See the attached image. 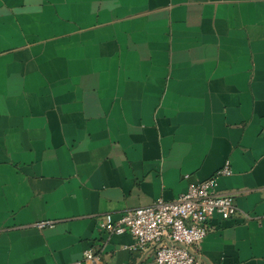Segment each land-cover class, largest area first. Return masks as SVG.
Wrapping results in <instances>:
<instances>
[{
	"label": "crops",
	"instance_id": "obj_1",
	"mask_svg": "<svg viewBox=\"0 0 264 264\" xmlns=\"http://www.w3.org/2000/svg\"><path fill=\"white\" fill-rule=\"evenodd\" d=\"M227 160L197 259L264 264V0H0V264H155L100 216Z\"/></svg>",
	"mask_w": 264,
	"mask_h": 264
},
{
	"label": "built area",
	"instance_id": "obj_2",
	"mask_svg": "<svg viewBox=\"0 0 264 264\" xmlns=\"http://www.w3.org/2000/svg\"><path fill=\"white\" fill-rule=\"evenodd\" d=\"M230 173L227 160L212 176L189 182L174 199L158 197L150 205L122 211L117 218L104 213L98 220L99 227L107 233H129L133 238L129 249L150 253L155 264H200L196 250L211 228L212 215L228 218L237 210L231 194L216 190L217 177ZM49 223L41 221L37 225ZM98 260L99 254L92 249L83 251L84 262L96 264Z\"/></svg>",
	"mask_w": 264,
	"mask_h": 264
}]
</instances>
